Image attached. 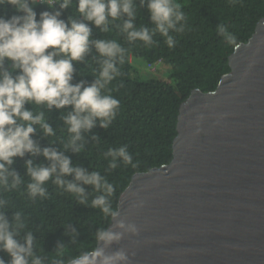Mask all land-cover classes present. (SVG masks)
Returning <instances> with one entry per match:
<instances>
[{"label": "clouds", "instance_id": "obj_1", "mask_svg": "<svg viewBox=\"0 0 264 264\" xmlns=\"http://www.w3.org/2000/svg\"><path fill=\"white\" fill-rule=\"evenodd\" d=\"M37 3L53 10L41 12L37 19L31 6ZM75 3L79 18L70 16L66 22L60 17L63 10L72 6L73 0H0V6L10 4L19 13L9 18L0 16V189L11 191L24 183L12 165L16 158H24L26 154L31 157L24 161L25 175L30 178L26 189L31 199L47 198L45 184L51 180L73 194L80 204L88 205L89 193L84 186H91L99 193L91 200V207L111 216L115 224L112 228L96 230L97 244L93 250L67 260L63 256L66 245L58 244L57 258L52 264H128L125 249L109 251L125 235L138 232L135 224L118 219L119 211L113 210L110 201L115 191L113 184L98 171L73 166L64 154L68 150L80 153L84 148V134L97 123L108 129L120 107V101L104 94V90L119 74L118 65L124 63L126 49L116 40L92 39L88 22L102 32H109L112 25L126 34L129 43L141 41L145 46L154 45V36L158 33L169 48H174L172 33L184 32L187 18L176 0H139L140 7L147 8L154 28H138L135 0H75ZM216 30L226 44L239 47L237 37L225 25L218 24ZM92 48L100 57L98 77L88 86L83 81L73 84V62H83ZM26 104L43 105L49 110L71 108L63 116L69 133L64 151L41 148L36 143L33 135L37 128L49 137L55 132L46 122L44 111L34 113ZM38 156L48 163H36L33 158ZM104 156L110 158V170H115L118 162L137 167L126 145L110 148ZM7 204L0 197V252L10 258L6 262L0 257V264H46V258L36 254L35 236L31 231H24L25 217L16 211L9 220L4 211ZM71 234L75 237L74 228Z\"/></svg>", "mask_w": 264, "mask_h": 264}, {"label": "water", "instance_id": "obj_2", "mask_svg": "<svg viewBox=\"0 0 264 264\" xmlns=\"http://www.w3.org/2000/svg\"><path fill=\"white\" fill-rule=\"evenodd\" d=\"M238 44L215 89L179 104L171 160L120 192L138 232L109 251L128 264H264V17Z\"/></svg>", "mask_w": 264, "mask_h": 264}, {"label": "trees", "instance_id": "obj_3", "mask_svg": "<svg viewBox=\"0 0 264 264\" xmlns=\"http://www.w3.org/2000/svg\"><path fill=\"white\" fill-rule=\"evenodd\" d=\"M136 2L135 24L139 27L154 28L146 7H140ZM181 5L187 18L185 30L182 33H172L175 47L169 48L164 38L158 33L154 36V45L145 46L143 42L129 43L126 34L110 25L109 32L89 23L92 28V39L116 40L126 49L123 64L118 65L119 74L106 87L104 94H109L120 101L116 118L108 129L99 123L84 134V148L80 153L65 151L73 166L83 167L88 171H98L106 176L114 186V194L110 198L113 210H116L120 192L127 186L133 173L147 171L153 167L166 164L172 157V141L176 135V122L179 104L189 95L193 88L202 91L215 89L220 76L229 70L228 55L234 46L225 43L217 33V25L223 24L237 37V42H245L254 31L258 20L264 17V0H176ZM39 14L52 11L44 3L31 5ZM58 8V5L56 6ZM19 14L10 4L0 6V16L6 18ZM75 0L70 8L63 10L60 19L67 22L71 16L79 18ZM115 23H120L117 21ZM132 57H140L149 63L162 61L169 70L167 79L158 77L144 79L131 64ZM100 57L95 49L86 55L83 62L74 61L72 83L84 82L88 86L98 77ZM14 75L16 73H13ZM26 108L34 113L44 111L46 122L55 132L46 136L37 128L33 139L41 148L54 147L64 151L69 133L64 124L63 116L71 110L67 107L49 110L43 105L26 104ZM98 139L93 140L92 137ZM127 146L133 157L136 168L118 162L115 170L108 168L110 158L104 153L110 148ZM31 158H16L12 169L18 172L24 183L11 191L0 189V197L8 201L4 211L9 220L16 211L25 217V232L31 231L35 236L36 254L46 258V264H52L57 258L56 247L64 244L63 256L74 257L80 253L93 250L96 247L95 232L105 228L111 221V216H105L99 209L91 207V200L96 193L91 186L85 185L89 193L88 205H82L77 198L57 187L49 180L45 187L47 198L31 199L27 194L26 185L29 177L25 175L24 161ZM36 163L48 162L38 156L33 158ZM107 170V171H106ZM68 179H72L68 177ZM76 235L71 234L72 229ZM75 239V243L73 240ZM0 257L7 262L10 258L4 252Z\"/></svg>", "mask_w": 264, "mask_h": 264}, {"label": "rangeland", "instance_id": "obj_4", "mask_svg": "<svg viewBox=\"0 0 264 264\" xmlns=\"http://www.w3.org/2000/svg\"><path fill=\"white\" fill-rule=\"evenodd\" d=\"M131 64L133 65V68H135L144 79L154 77H158L159 79L168 78V67L162 61L149 63L144 58L132 57Z\"/></svg>", "mask_w": 264, "mask_h": 264}]
</instances>
